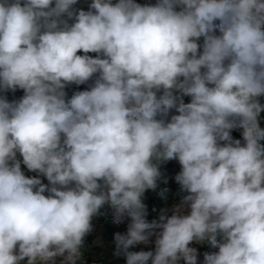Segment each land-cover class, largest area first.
<instances>
[{
	"label": "clouds",
	"instance_id": "obj_1",
	"mask_svg": "<svg viewBox=\"0 0 264 264\" xmlns=\"http://www.w3.org/2000/svg\"><path fill=\"white\" fill-rule=\"evenodd\" d=\"M79 3L0 0V264H83L108 214L126 264H264V0Z\"/></svg>",
	"mask_w": 264,
	"mask_h": 264
},
{
	"label": "trees",
	"instance_id": "obj_2",
	"mask_svg": "<svg viewBox=\"0 0 264 264\" xmlns=\"http://www.w3.org/2000/svg\"><path fill=\"white\" fill-rule=\"evenodd\" d=\"M151 2L154 3L155 0H151ZM77 7H83V6L81 5V3H79ZM90 55H94V54H90ZM86 87H87L86 85H81L79 86V90H84ZM73 90H76V86H72L68 90L69 96L71 95V91ZM22 95H23L22 91H17L14 94L15 98H19ZM12 98H14L13 94L9 93V99ZM262 102H264V98H262ZM261 116H262L261 127H264V113H262ZM232 135L236 139H242L239 131H233ZM161 171L164 174V176L168 178V183L165 185L164 183L160 182L159 187L157 188L156 191L148 190L145 193V197H144V202L148 207L149 221L157 216L160 209L167 208L174 202L176 195L173 193V191L175 193H178L179 186L176 184L174 180V176L180 171V167L177 166L172 161H169L161 166ZM98 218L104 224L103 230L105 236L107 237V239H109L112 242V249L111 251H109L107 259H104L102 261L103 263H106L108 259L112 260L114 258H117L116 256H114V251H115L114 234L117 232L121 233V231H119V229L116 227V223L114 222L111 215L108 214L106 216H100Z\"/></svg>",
	"mask_w": 264,
	"mask_h": 264
},
{
	"label": "rangeland",
	"instance_id": "obj_3",
	"mask_svg": "<svg viewBox=\"0 0 264 264\" xmlns=\"http://www.w3.org/2000/svg\"><path fill=\"white\" fill-rule=\"evenodd\" d=\"M87 2L88 0H80L81 5L85 10H87ZM140 3H145L147 0H138ZM72 92V91H71ZM190 98L185 97V102H188ZM177 166L180 167L177 161H172ZM22 170H24L25 174L27 176H34L36 173L28 172L26 168L22 165ZM43 183L47 184V180L41 177ZM173 193L176 195L174 202L167 208H170L174 203H177L179 201V195L173 191ZM47 195V193H45ZM182 195V194H181ZM111 215V214H109ZM169 215L171 213L169 212ZM94 224V231L88 235L85 239V247L83 249V264H126V261L123 257H117L112 260H109L106 263H103L102 261L104 259H107L109 251L112 249V242L107 239V237L104 234V224L102 223L99 218H95L93 221ZM116 227L121 231V233L126 231L127 227V221L124 224H116ZM194 247H197L199 253L201 255L198 258V264L199 261H202V253L205 251H215V249H209L207 245L201 247L199 245H193ZM131 251H140V250H154V244L149 246L144 245H137L134 248L130 249ZM80 264V262H78ZM150 264V262H149Z\"/></svg>",
	"mask_w": 264,
	"mask_h": 264
}]
</instances>
